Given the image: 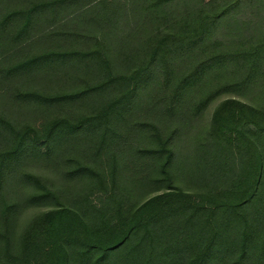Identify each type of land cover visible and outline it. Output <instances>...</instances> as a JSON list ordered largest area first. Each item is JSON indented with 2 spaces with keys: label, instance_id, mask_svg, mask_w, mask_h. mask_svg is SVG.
I'll return each instance as SVG.
<instances>
[{
  "label": "trees",
  "instance_id": "trees-1",
  "mask_svg": "<svg viewBox=\"0 0 264 264\" xmlns=\"http://www.w3.org/2000/svg\"><path fill=\"white\" fill-rule=\"evenodd\" d=\"M0 264H264V0H0Z\"/></svg>",
  "mask_w": 264,
  "mask_h": 264
}]
</instances>
